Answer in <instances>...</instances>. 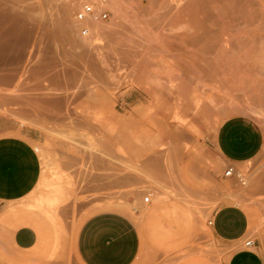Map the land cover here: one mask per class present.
Masks as SVG:
<instances>
[{"label": "rangeland", "instance_id": "rangeland-1", "mask_svg": "<svg viewBox=\"0 0 264 264\" xmlns=\"http://www.w3.org/2000/svg\"><path fill=\"white\" fill-rule=\"evenodd\" d=\"M75 6L0 4V134L38 129L42 166L0 216V264H82L76 231L106 205L139 229L132 264H221L207 224L219 205L264 227V0H111L87 36ZM234 115L263 134L244 162L213 147ZM16 222L36 223L37 248L12 244Z\"/></svg>", "mask_w": 264, "mask_h": 264}, {"label": "crops", "instance_id": "crops-1", "mask_svg": "<svg viewBox=\"0 0 264 264\" xmlns=\"http://www.w3.org/2000/svg\"><path fill=\"white\" fill-rule=\"evenodd\" d=\"M36 133L38 129L30 127L24 133L0 134V216L10 202L28 195L40 179L41 160L32 144L38 140ZM262 143L260 127L245 115L223 119L213 136L214 149L228 162L252 159ZM106 207L109 209L92 212L82 220L74 236V251L82 264H132L140 251L139 229L124 213L127 210ZM208 221L220 253L224 255L221 264H264V227L260 229L258 224L250 227L248 213L243 207L221 204ZM16 223L8 228L12 244L24 249L37 248L39 229L36 223L20 226ZM248 239L252 242L246 245Z\"/></svg>", "mask_w": 264, "mask_h": 264}, {"label": "built area", "instance_id": "built-area-1", "mask_svg": "<svg viewBox=\"0 0 264 264\" xmlns=\"http://www.w3.org/2000/svg\"><path fill=\"white\" fill-rule=\"evenodd\" d=\"M66 4H76L73 11V20L77 26L79 35L87 36L95 24L104 23L110 18L111 0H54ZM226 176L234 175L243 182V177L236 171L233 165H228L224 171ZM149 196L143 198L144 202H149ZM210 224L211 221H208ZM251 240L245 241L246 245L251 244Z\"/></svg>", "mask_w": 264, "mask_h": 264}, {"label": "bare ground", "instance_id": "bare-ground-1", "mask_svg": "<svg viewBox=\"0 0 264 264\" xmlns=\"http://www.w3.org/2000/svg\"><path fill=\"white\" fill-rule=\"evenodd\" d=\"M103 29V28H102ZM102 29H100V26L98 27V24H95L92 28L91 31H93L96 35H101ZM134 63V61H133ZM159 195V194H158ZM37 205V204H36Z\"/></svg>", "mask_w": 264, "mask_h": 264}]
</instances>
